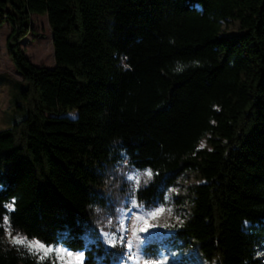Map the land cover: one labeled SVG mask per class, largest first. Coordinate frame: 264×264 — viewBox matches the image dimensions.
Wrapping results in <instances>:
<instances>
[{"label": "trees", "instance_id": "16d2710c", "mask_svg": "<svg viewBox=\"0 0 264 264\" xmlns=\"http://www.w3.org/2000/svg\"><path fill=\"white\" fill-rule=\"evenodd\" d=\"M33 14L48 16L52 68L21 46ZM229 20L240 32L222 33ZM5 23L26 108L0 130V264L55 263L7 244L5 224L85 250L83 264H116L91 209L107 208L118 164L151 170L135 191L146 207L186 203L173 248L264 264V0H0ZM144 249L147 264H168L162 241Z\"/></svg>", "mask_w": 264, "mask_h": 264}, {"label": "rangeland", "instance_id": "374dc122", "mask_svg": "<svg viewBox=\"0 0 264 264\" xmlns=\"http://www.w3.org/2000/svg\"><path fill=\"white\" fill-rule=\"evenodd\" d=\"M32 29L30 33L20 42L28 58L36 65L52 68L55 66V51L53 45V34L46 14H33L31 17ZM11 26L5 23L0 29V130L11 127L14 122L25 115V102L19 96L22 80L21 73L15 67L8 54V38ZM240 32L239 22L229 20L223 24V34L234 35ZM20 105L21 107H18ZM150 169H136L128 164H118L105 171V184L101 192L109 198L107 208L95 207L91 209V228L100 233L104 243L117 252L119 261L116 264H147L145 261L144 247L150 240L162 241L163 251L167 255L163 258L168 264H173L180 256H184V264H209L201 260L193 248L178 251L170 243L171 233L176 224H181L187 216V205L182 204L181 211H175L172 202L158 207H146L140 203L136 196V189L147 184L152 176L147 173ZM196 180L193 175L188 174L179 180L176 187L170 188L167 199L183 193L186 187ZM9 208L12 207L9 205ZM115 236L117 242L108 243L107 236ZM171 236L170 239L165 237ZM14 239H23L27 244L38 242L44 249H53L47 255L43 251L26 246V244L14 243ZM4 241L9 244H19L36 252L40 257H51L54 264H64L66 260H75L83 255L85 250H72L63 243L46 244L36 237H29L21 232H14L5 224ZM132 242L129 248L128 242ZM57 249L63 252L56 251ZM70 253V255H68ZM84 262V260H83Z\"/></svg>", "mask_w": 264, "mask_h": 264}, {"label": "snow or ice", "instance_id": "6c2138e0", "mask_svg": "<svg viewBox=\"0 0 264 264\" xmlns=\"http://www.w3.org/2000/svg\"><path fill=\"white\" fill-rule=\"evenodd\" d=\"M147 174L151 175V172H149ZM105 235L107 236L109 244H113L114 245L117 242V238L115 236H108V234H105ZM85 240H86V246H87V242H89L87 237H85ZM13 242L14 243H19V244H26V246H28L30 248H33V249H36L37 251H43L44 255H47V254H49L50 252L53 251V249H44L43 245H40L38 242H34L32 244H27V242L25 240H23V239H14ZM128 246H129V248L132 247V242L131 241L128 242ZM56 251L63 252V250H61V249H57ZM68 255H70V253ZM41 258H43V257H41ZM83 260H84L83 255H80V256L76 257L75 260H66V261H64V264H83Z\"/></svg>", "mask_w": 264, "mask_h": 264}]
</instances>
